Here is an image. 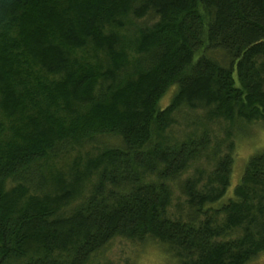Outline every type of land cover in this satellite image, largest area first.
<instances>
[{
    "label": "trees",
    "instance_id": "trees-1",
    "mask_svg": "<svg viewBox=\"0 0 264 264\" xmlns=\"http://www.w3.org/2000/svg\"><path fill=\"white\" fill-rule=\"evenodd\" d=\"M260 123L264 0H0V264L259 262Z\"/></svg>",
    "mask_w": 264,
    "mask_h": 264
},
{
    "label": "rangeland",
    "instance_id": "rangeland-1",
    "mask_svg": "<svg viewBox=\"0 0 264 264\" xmlns=\"http://www.w3.org/2000/svg\"><path fill=\"white\" fill-rule=\"evenodd\" d=\"M169 96L170 94L163 100L164 103L161 102L162 107L169 104L170 101H167ZM234 143L235 155L232 163L230 184L225 194V199L230 198L235 186L239 184L245 164L250 157L264 151V123L250 125L247 128L246 135L238 137ZM133 245L122 240L115 241L100 259L107 261L109 264H124L126 261L130 264H175L161 247L154 244ZM255 264H264V258Z\"/></svg>",
    "mask_w": 264,
    "mask_h": 264
}]
</instances>
